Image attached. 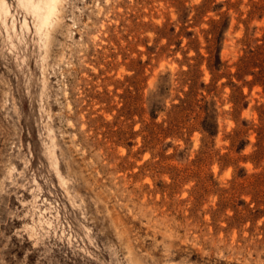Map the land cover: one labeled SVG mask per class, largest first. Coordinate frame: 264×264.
<instances>
[{"label": "rangeland", "instance_id": "1", "mask_svg": "<svg viewBox=\"0 0 264 264\" xmlns=\"http://www.w3.org/2000/svg\"><path fill=\"white\" fill-rule=\"evenodd\" d=\"M261 70L264 0H0V264H264Z\"/></svg>", "mask_w": 264, "mask_h": 264}, {"label": "trees", "instance_id": "2", "mask_svg": "<svg viewBox=\"0 0 264 264\" xmlns=\"http://www.w3.org/2000/svg\"><path fill=\"white\" fill-rule=\"evenodd\" d=\"M213 59H214V52L210 51V57L208 58L209 66H210V69H212L214 71L213 73L217 74V71H219L221 66H222L220 55H217V57L215 56V61ZM251 63L252 62L250 59H248V58L243 59L239 65V71L241 73H244L248 68H250ZM187 74L188 75L190 74L189 80L192 81V86H191V92L187 95L185 101H182L184 104H187L189 101L192 102L194 100V98L197 96V91H196L197 90V88H196L197 70L192 71V72L187 73ZM258 78H259V80H262L264 83V70H261ZM211 119H212L211 115L208 112H206V116H205V120H204V129L206 130V132H208L209 135H212V133H213V130H212L213 126H212V123H210ZM263 133H264V131H260V135H263ZM263 153H264V149H260V151H258L256 153V158H261L263 156Z\"/></svg>", "mask_w": 264, "mask_h": 264}, {"label": "bare ground", "instance_id": "3", "mask_svg": "<svg viewBox=\"0 0 264 264\" xmlns=\"http://www.w3.org/2000/svg\"><path fill=\"white\" fill-rule=\"evenodd\" d=\"M51 2H52V1H51ZM51 2H50V3H51ZM52 3H53V2H52ZM47 7H49V6H47ZM51 8H52V6H51ZM34 9H35V8H33V10H34ZM40 9H41V8H40ZM47 9H48V8H47ZM34 11H35V10H34ZM36 11H37V10H36ZM42 11H43V10H42ZM42 11H38V12H40V13L38 14V16L40 15V18H41V15H42V14H41ZM35 13H37V12H35ZM44 15H45V14H44ZM42 18H43V16H42Z\"/></svg>", "mask_w": 264, "mask_h": 264}]
</instances>
